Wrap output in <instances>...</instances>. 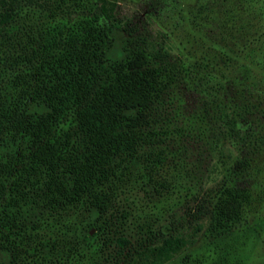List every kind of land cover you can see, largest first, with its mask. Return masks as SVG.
<instances>
[{
  "label": "trees",
  "instance_id": "1",
  "mask_svg": "<svg viewBox=\"0 0 264 264\" xmlns=\"http://www.w3.org/2000/svg\"><path fill=\"white\" fill-rule=\"evenodd\" d=\"M117 4L0 0V264H166L179 256L203 264L208 258L189 249L204 236L216 253L217 240L243 219L249 189L232 180L263 152L264 121L253 119H264L263 101L216 100L197 132L174 129L183 72L219 70V62L174 58L139 21L118 15ZM241 29V52L264 42V22ZM233 30L220 35L236 44ZM160 135L215 136L209 147L181 139L196 151L190 179L198 190L166 229L144 221L133 244L130 193L154 203L167 189L155 178L166 156H152ZM222 137L238 156L232 175L204 195L206 178L226 162Z\"/></svg>",
  "mask_w": 264,
  "mask_h": 264
},
{
  "label": "rangeland",
  "instance_id": "2",
  "mask_svg": "<svg viewBox=\"0 0 264 264\" xmlns=\"http://www.w3.org/2000/svg\"><path fill=\"white\" fill-rule=\"evenodd\" d=\"M117 3L118 15L139 21L142 30L166 46L174 58L186 57L188 62L197 58L202 63H205L203 58H210L219 62V70L204 67L198 73L183 72V85L174 93L179 100L170 120L174 129L187 126L197 132L205 121L203 113L205 115L209 108L214 109L216 100L241 104L245 95H252L253 103L263 101L264 105V42L254 46L251 52H241L244 43L241 28L263 24L264 0H117ZM224 27L234 29L236 44L220 35ZM216 44L219 48L214 47ZM220 49L227 51L234 60L233 65L229 64L230 60L227 64L224 62ZM261 117L260 114L253 117L258 125H263ZM159 133L164 132L161 130ZM214 136L169 135L165 139V135H160L165 141L163 146L159 144L152 148V156L160 152L166 156L155 178L165 180L167 189L164 196L154 203L146 202L142 191L130 193L134 204L127 232L133 244L143 238L140 225L144 221L155 229H166L169 216L186 204L190 191L198 190V184L190 179L196 151L181 139H198L209 147L207 143L211 144ZM220 146L226 162L206 178L204 195H208L207 191L217 181L232 175L231 163L238 156V151L225 137H222ZM262 150L248 171L232 180L248 187L250 193L237 230L217 240L216 253H213L214 248L207 239L201 237L189 249L194 259L207 257L203 264L215 261L218 264H264V148ZM147 165L148 162L141 164L140 171L147 170ZM166 264L185 263L179 256ZM191 264H196L195 260Z\"/></svg>",
  "mask_w": 264,
  "mask_h": 264
}]
</instances>
